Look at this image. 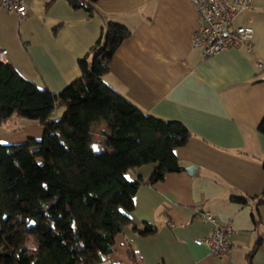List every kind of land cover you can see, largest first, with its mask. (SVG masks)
Listing matches in <instances>:
<instances>
[{
    "label": "crops",
    "instance_id": "crops-1",
    "mask_svg": "<svg viewBox=\"0 0 264 264\" xmlns=\"http://www.w3.org/2000/svg\"><path fill=\"white\" fill-rule=\"evenodd\" d=\"M25 4V17L0 7V45L20 75L58 94L82 76L78 60L105 24L124 25L132 34L106 54L103 80L146 114L181 121L190 132L175 150L182 169L138 188L133 224L122 227L107 262L264 264V0H254L237 20L254 27L253 50L240 45L211 57L193 46L200 17L190 0H98L92 17L68 0ZM110 128L103 118L91 124L93 151L108 150L103 133ZM43 133L39 123L13 116L0 126V143L41 139ZM157 166L143 164L126 177L149 179ZM202 211L234 227L228 259L196 244L213 230ZM145 223L157 232L140 236L134 227Z\"/></svg>",
    "mask_w": 264,
    "mask_h": 264
},
{
    "label": "trees",
    "instance_id": "trees-1",
    "mask_svg": "<svg viewBox=\"0 0 264 264\" xmlns=\"http://www.w3.org/2000/svg\"><path fill=\"white\" fill-rule=\"evenodd\" d=\"M97 1L68 0L90 17ZM131 34L126 26L107 22L78 60L82 76L58 94L0 62V126L17 116L44 127L41 139L0 143V264H120L107 259L122 227L133 224L138 188L182 169L175 150L187 142L188 128L146 114L102 78L106 54ZM99 118L111 127L103 133L104 152L90 146V127ZM259 130L264 133V118ZM150 162L158 166L149 179L126 177L128 170ZM134 230L146 237L157 227L145 223ZM31 240L35 248L27 246ZM129 254L136 260L132 249Z\"/></svg>",
    "mask_w": 264,
    "mask_h": 264
},
{
    "label": "built area",
    "instance_id": "built-area-1",
    "mask_svg": "<svg viewBox=\"0 0 264 264\" xmlns=\"http://www.w3.org/2000/svg\"><path fill=\"white\" fill-rule=\"evenodd\" d=\"M196 7L200 25L193 35L194 48L204 57L214 56L222 51L244 45L253 50L255 35L250 23L238 24V18L254 8V0H190ZM26 0H0V7L20 17L26 16ZM0 62L8 63V50L0 45ZM261 64V63H260ZM200 216L213 223L212 232L196 239L198 245L206 244L212 255L226 260L231 254V239L234 227L220 223L209 212L202 211Z\"/></svg>",
    "mask_w": 264,
    "mask_h": 264
},
{
    "label": "rangeland",
    "instance_id": "rangeland-1",
    "mask_svg": "<svg viewBox=\"0 0 264 264\" xmlns=\"http://www.w3.org/2000/svg\"><path fill=\"white\" fill-rule=\"evenodd\" d=\"M90 63H92V59H91V62ZM90 66H91V64H90ZM57 114H61V110L60 109H58L56 112H55V115H57ZM59 116V115H58ZM19 118V117H18ZM29 121V120H28ZM30 122H33V121H30ZM37 123V122H36ZM27 246L29 247V248H35V244L33 243V241L31 240L28 244H27Z\"/></svg>",
    "mask_w": 264,
    "mask_h": 264
},
{
    "label": "water",
    "instance_id": "water-1",
    "mask_svg": "<svg viewBox=\"0 0 264 264\" xmlns=\"http://www.w3.org/2000/svg\"><path fill=\"white\" fill-rule=\"evenodd\" d=\"M193 169H194V166H191V167L187 168V170H188L189 172H192Z\"/></svg>",
    "mask_w": 264,
    "mask_h": 264
}]
</instances>
